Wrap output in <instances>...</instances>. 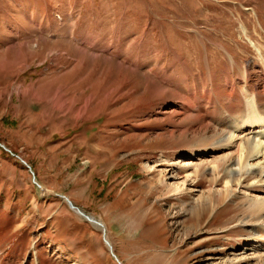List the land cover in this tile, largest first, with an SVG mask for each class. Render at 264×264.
I'll return each instance as SVG.
<instances>
[{"label": "rangeland", "instance_id": "obj_1", "mask_svg": "<svg viewBox=\"0 0 264 264\" xmlns=\"http://www.w3.org/2000/svg\"><path fill=\"white\" fill-rule=\"evenodd\" d=\"M258 93L264 0H0V264H264V186L188 130Z\"/></svg>", "mask_w": 264, "mask_h": 264}, {"label": "bare ground", "instance_id": "obj_2", "mask_svg": "<svg viewBox=\"0 0 264 264\" xmlns=\"http://www.w3.org/2000/svg\"><path fill=\"white\" fill-rule=\"evenodd\" d=\"M231 101L233 104L230 103L228 113L216 118L224 126V130L212 129L204 122L201 113L197 111H195L194 115L187 116L192 124L188 130L200 134L202 139H211L214 142L217 141V143L220 141L219 146L228 147L231 150L229 163L225 171L227 179L224 182V192H227V187L234 176H239L244 181L250 177H257V182L262 183L264 186V95L258 93L253 97L249 105L251 111H244L241 108L238 96H233ZM210 167L215 172L219 168V160L214 161ZM188 177L189 174L183 177L184 182ZM35 181L37 180L35 179ZM42 192L47 193L45 191ZM220 193L223 194L222 190ZM253 203L259 204V206L264 208V200L262 199L255 198ZM73 211L80 215L79 211L74 209ZM262 214L261 222L263 224L258 225L261 230L264 227V212ZM92 224L103 230L102 226L97 223L92 222ZM105 240L109 243L106 238ZM260 246H264V240ZM111 251H113L112 246Z\"/></svg>", "mask_w": 264, "mask_h": 264}, {"label": "water", "instance_id": "obj_3", "mask_svg": "<svg viewBox=\"0 0 264 264\" xmlns=\"http://www.w3.org/2000/svg\"><path fill=\"white\" fill-rule=\"evenodd\" d=\"M26 166H27V164L23 161V160H21ZM28 167V166H27ZM32 174H33V172H32ZM36 183V182H35ZM36 185L38 186V187H40V185L38 184V183H36ZM66 201H67V203H68V205H69V207L71 208V209H74V210H76V211H79V213L80 214H82V215H84L83 214V212L82 211H80L79 210V208L77 207V206H75L67 197H65V196H62ZM84 217H86V219L88 220V221H91V222H93V223H97L98 225H100V226H102V223L101 222H99L98 220H96V219H94V218H92V217H88V216H86V215H84ZM104 230V229H103ZM104 241H105V243L111 248V246H110V244L104 239ZM114 257H115V255L114 254H112Z\"/></svg>", "mask_w": 264, "mask_h": 264}]
</instances>
